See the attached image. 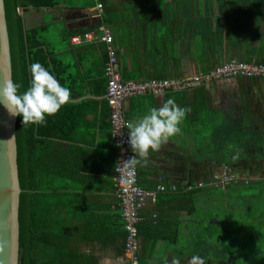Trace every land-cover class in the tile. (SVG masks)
I'll list each match as a JSON object with an SVG mask.
<instances>
[{"label": "crops", "instance_id": "crops-1", "mask_svg": "<svg viewBox=\"0 0 264 264\" xmlns=\"http://www.w3.org/2000/svg\"><path fill=\"white\" fill-rule=\"evenodd\" d=\"M50 1L56 4L20 13L30 27L44 26L45 44L68 65L82 92L67 103L74 111L67 136L74 140L54 141L55 162L42 179L64 189L43 195L42 202L52 206L51 220L62 225L75 264H127L98 27L113 36L122 81L190 77L231 59L264 64V0ZM86 33L90 42H70ZM168 99L190 111L181 134L136 166L140 188H164L139 210L138 264H169L172 257L187 264L193 256L203 264H264V211L253 210L264 202V78L213 80L158 97L127 98L126 123ZM227 167L238 181L211 186Z\"/></svg>", "mask_w": 264, "mask_h": 264}, {"label": "trees", "instance_id": "trees-1", "mask_svg": "<svg viewBox=\"0 0 264 264\" xmlns=\"http://www.w3.org/2000/svg\"><path fill=\"white\" fill-rule=\"evenodd\" d=\"M55 4L50 0H3L11 80L21 85L20 93L30 86L29 66L37 62L50 71L62 86L71 90L70 96L82 92L81 87L74 88L75 79L73 73L67 70L68 65H64L45 44L42 38L44 26L30 27L27 17L20 13L26 8L40 10ZM71 109L66 103L55 115L46 117V123L42 126H23L21 118H16V164L21 190L18 202V264H75L66 250L62 225L51 220L54 212L52 206L49 201L42 202L43 195L64 189V186H52L46 181L43 183L42 179L48 173L49 163L54 161L51 154L56 145L54 141L74 140L67 136L74 117ZM64 126L65 131L61 134ZM219 157L220 160L226 158L224 154H219ZM229 162L232 163L231 160Z\"/></svg>", "mask_w": 264, "mask_h": 264}, {"label": "built area", "instance_id": "built-area-1", "mask_svg": "<svg viewBox=\"0 0 264 264\" xmlns=\"http://www.w3.org/2000/svg\"><path fill=\"white\" fill-rule=\"evenodd\" d=\"M97 9L102 12L100 4L97 5ZM98 32L100 33L99 42L105 47V100L109 109L108 121L111 129V141L117 149L113 173L115 195L118 199L119 212L125 231L124 254L127 264H138L137 225L141 221L139 210L148 200L153 201L156 193L163 192L164 188L159 187L160 189L157 191H146L137 185L136 168L132 171L120 168V164L133 155L126 143V121L122 112L123 100L145 94L158 97L167 91L190 88L213 80L261 79L264 78V64L244 63L231 59L204 74L147 82H124L118 72L112 34L105 26L98 27ZM91 37V34L86 33L82 36L72 37L70 42L79 45L82 42H90ZM237 181L236 176L229 169L224 168L213 178L210 185L223 189ZM241 182L245 185L250 183L246 179Z\"/></svg>", "mask_w": 264, "mask_h": 264}, {"label": "clouds", "instance_id": "clouds-1", "mask_svg": "<svg viewBox=\"0 0 264 264\" xmlns=\"http://www.w3.org/2000/svg\"><path fill=\"white\" fill-rule=\"evenodd\" d=\"M30 86L20 93V84L11 79L0 81V108L9 118H21L23 126H42L46 117L55 115L70 100L71 90L61 85L56 77L40 63L29 66ZM189 108H181L173 99L160 107L150 108L142 117L126 123L127 145L133 155L120 164L121 169L132 171L147 163L150 153L158 152L170 138L181 134L179 125ZM169 264H181L172 257ZM187 264H203L199 257H191Z\"/></svg>", "mask_w": 264, "mask_h": 264}, {"label": "water", "instance_id": "water-1", "mask_svg": "<svg viewBox=\"0 0 264 264\" xmlns=\"http://www.w3.org/2000/svg\"><path fill=\"white\" fill-rule=\"evenodd\" d=\"M11 79L3 0H0V81ZM17 118V117H16ZM15 119L0 108V264H18V202Z\"/></svg>", "mask_w": 264, "mask_h": 264}, {"label": "rangeland", "instance_id": "rangeland-1", "mask_svg": "<svg viewBox=\"0 0 264 264\" xmlns=\"http://www.w3.org/2000/svg\"><path fill=\"white\" fill-rule=\"evenodd\" d=\"M261 79H263V78H261ZM241 143H242V141L240 142V144ZM226 169H230V168L227 167ZM251 204H254V203L251 202ZM253 210L264 211V202L256 203V205L253 207Z\"/></svg>", "mask_w": 264, "mask_h": 264}]
</instances>
